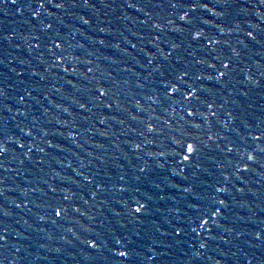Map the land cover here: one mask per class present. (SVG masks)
Wrapping results in <instances>:
<instances>
[{"label": "water", "instance_id": "water-1", "mask_svg": "<svg viewBox=\"0 0 264 264\" xmlns=\"http://www.w3.org/2000/svg\"><path fill=\"white\" fill-rule=\"evenodd\" d=\"M0 264H264V0H0Z\"/></svg>", "mask_w": 264, "mask_h": 264}, {"label": "snow or ice", "instance_id": "snow-or-ice-1", "mask_svg": "<svg viewBox=\"0 0 264 264\" xmlns=\"http://www.w3.org/2000/svg\"><path fill=\"white\" fill-rule=\"evenodd\" d=\"M12 2L14 3L15 2V0H12ZM56 7H61L62 5H60V4H57V5H55ZM249 35H251V34H249ZM56 215L57 216H59L60 215V212H56ZM123 254V253H122Z\"/></svg>", "mask_w": 264, "mask_h": 264}]
</instances>
